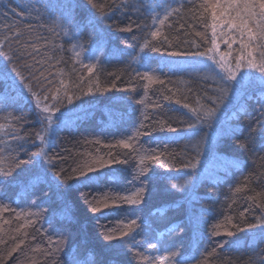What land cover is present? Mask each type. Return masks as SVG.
<instances>
[{
    "label": "trees",
    "instance_id": "1",
    "mask_svg": "<svg viewBox=\"0 0 264 264\" xmlns=\"http://www.w3.org/2000/svg\"><path fill=\"white\" fill-rule=\"evenodd\" d=\"M203 2L116 0L101 20L87 0H0V74L12 76L0 79V166L7 169L16 158L39 160L33 155L41 147L37 132L44 135L43 146L54 161L44 166L51 167L48 182L36 187L30 179L39 163L0 179V205L6 206L0 210V264H137L134 253L154 254L148 242L157 243L160 254L175 252L171 259L176 264H264V228L241 232L231 226L247 229L264 218V131L258 123L264 120V95L258 94H264V83L259 73L251 71L246 83L251 96L241 101L236 86L211 127H187L193 120L190 108L197 99L210 104L205 97L216 87L205 78L215 65L194 55L211 47V15ZM166 11L172 14L165 24L154 25L152 17L162 19ZM127 26L132 30H119ZM158 28L172 46L162 44V35L152 41L159 51L141 52L145 40L151 41L149 32ZM223 40L217 43L227 51ZM77 44L82 46L78 56ZM238 48L233 45V51ZM172 51L184 54L171 56ZM86 65H95L91 75ZM145 72L163 83H148L142 79ZM37 99L41 108L60 109L50 129ZM168 124L177 131H169ZM137 128L149 134L139 137L136 148L161 159L146 162L149 173L134 180L138 157L117 142ZM205 137L197 170L184 169ZM109 153L126 163L89 174L100 175V181L80 177L61 183L53 176L60 173L63 179L85 161L108 159ZM142 181L147 189L141 202L90 210L93 198L102 205L105 196L130 195ZM132 219L138 227L130 233L134 239L124 238L129 243L103 239ZM218 224L233 235H225L224 228L214 235ZM61 238L65 243L57 252L54 242Z\"/></svg>",
    "mask_w": 264,
    "mask_h": 264
},
{
    "label": "snow or ice",
    "instance_id": "2",
    "mask_svg": "<svg viewBox=\"0 0 264 264\" xmlns=\"http://www.w3.org/2000/svg\"><path fill=\"white\" fill-rule=\"evenodd\" d=\"M126 2L127 0H121V4ZM87 3L94 12L99 13V18L103 20L109 15L106 9L110 6H115L116 0H111V5L109 4L108 0H103V2H101V0H87ZM201 7L203 8L204 12L210 13L211 15V47L207 48L204 52L194 53V55L205 57L207 60L211 61L212 65H215V69H209L211 75H207L205 78L213 80L216 84V87L213 89L212 94H209L205 97L207 101H210V104H202L201 101L197 99L196 107L190 108L193 116V120L187 125L188 129L190 130H195L205 123H208L209 127L212 126L211 121L217 118L218 112L220 111L221 107L231 98V94L235 90L236 86L247 79L245 73L248 71L259 73L260 77L262 78L261 82L264 83V0H204ZM171 14V12L166 11L162 19L158 18L157 16H153V24L155 25L158 22L161 26H163ZM119 30L127 32L131 31L132 29L130 26H127L120 28ZM218 30H220V37H225L223 42L228 46L227 51L221 52L220 46L216 42ZM17 35H19V33H17ZM149 35L151 36V41L146 39L143 45L140 47V51L143 52L148 48H151L153 51H159L160 46L152 43V41H157L158 38L163 35L161 29L158 28L154 31H150ZM197 35H199V33H197ZM162 44H167L169 47L172 46L168 36L166 35H163ZM234 44H239V48L235 50V55H233ZM197 47L199 46L197 45ZM183 54L184 53H181L180 51H172L169 53L171 56H181ZM78 55L79 54H77V56ZM7 58L11 60V57ZM86 67L88 69L89 75H91L95 70V65H86ZM204 67L207 68L208 66L205 65ZM13 71L15 72V77L20 79L23 83L24 78L22 77L21 73L17 71L15 67L13 68ZM0 79L7 81L12 79V76L11 74L3 73L0 74ZM142 79L148 81V83H163V81H160L158 77L148 72L143 73ZM13 83H15V81H13ZM29 91H31L30 87ZM91 91L92 89L89 88L88 92L91 93ZM45 99H47V97H45ZM52 99L56 100L57 96L54 95ZM67 100L69 104L72 103L71 96H67ZM136 103L142 104L143 100H137ZM177 103H179V101H177ZM36 106L40 108L42 112L47 113L44 119L47 121L48 129L52 128L53 117L55 116L56 112L60 111L59 107H55L54 111L53 107L48 105H45L41 108L39 99H37ZM184 107L189 108L190 106L188 104H184ZM261 115L264 116V111L261 112ZM258 123L261 130L264 131V120H261ZM143 127L144 125L141 123L140 128ZM164 127L165 123L160 122V129L163 130ZM167 127L169 131H177V129L172 127L171 124H168ZM140 128H137L136 131L127 138H123L117 142L119 147L130 150L138 157L139 171L134 174V180L144 177L149 173L150 169L146 166V162L155 163L159 162L161 159L159 154L147 151L142 152L139 148H136L135 145L139 137L149 134L147 132H141ZM48 129H45V132H47ZM0 130H2V126H0ZM194 135H198V133L194 132ZM232 135L236 139H239V137H236L235 129L232 130ZM36 137L40 141L41 147L39 148V151L33 153V155L40 159L37 161H29L16 158L7 169L0 166V179L6 176H11L16 172L17 169L28 163H39L40 169L31 177L30 184L32 187H36L39 184L48 182L47 176L48 172L51 170V167L44 166H53L54 161L48 156L46 148L43 146L45 145L44 135L37 132ZM97 143H99V141H97ZM205 144H207L206 137L197 142L195 145L196 156L188 160L187 163L183 165L184 169L190 172H195L197 170L201 163L200 157L204 155ZM113 163L120 164L126 163V161L118 158L112 153H109L108 159L98 157L93 158L91 161H85L83 164L73 168L72 174L64 177L63 179H61L60 173H53V176L56 181L61 183H66L71 179H79L80 177H85L88 181H100V175L91 176L89 174L100 172L101 169L110 166ZM161 167H163V164H161ZM61 172H63V169H61ZM104 178L107 177L105 176ZM185 183H187V181H185ZM172 188L182 190L181 186L178 184H173ZM146 189L147 184L143 183L142 181L140 186H138L130 195H118L113 197L105 196L102 205L100 201H97L95 198H93V201L89 202L91 205L90 210L92 212H99L102 210V208H120L123 204L130 205L139 203L143 200V194L145 193ZM236 191L239 192L241 189L237 188ZM5 207L6 206L4 205H0V210H4ZM25 215L33 216L35 214L27 213ZM227 223L231 224V218H228ZM231 226L237 228V230L241 232L248 229L264 228V218H258L255 223L248 224L247 229L235 224H232ZM136 227H138L137 220L132 219L130 222L125 223V226L122 230L114 233L110 232L109 234L104 235L103 239L109 242L120 240L123 244H127L130 241H125L124 238L130 237V240L134 239L135 237L130 236V233L134 232ZM222 228H224L223 225H216L213 234L220 235V229ZM224 234L232 236L233 232L228 231L227 228H224ZM63 243H65V241L62 238L55 241V251H60V246ZM17 247H19V245H17ZM221 247H223V245H221ZM147 249L149 252H153L154 254L149 256L139 252L134 253L135 256L139 257L137 264H141V262H148V264H165L166 261L168 264H176V262L171 259L172 257L176 256L175 252L168 253L167 255L160 254V249L158 248L157 243L152 242H148ZM13 251H15V249H13ZM129 251H131V249H129ZM209 255H212V253ZM85 264H88V262L86 261ZM204 264H207V261H205Z\"/></svg>",
    "mask_w": 264,
    "mask_h": 264
},
{
    "label": "rangeland",
    "instance_id": "3",
    "mask_svg": "<svg viewBox=\"0 0 264 264\" xmlns=\"http://www.w3.org/2000/svg\"><path fill=\"white\" fill-rule=\"evenodd\" d=\"M161 18H163V16L161 17ZM157 24H159L158 22H157ZM222 38H224L225 39V37H222ZM219 39H220V36L217 34V41L216 42H219ZM81 45L80 44H77L76 45V47H75V51H76V53L78 54V50L79 49H81ZM228 47V46H227ZM78 49V50H77ZM220 51L221 52H223L222 51V48H220ZM236 53H235V51H233V55H235ZM251 71H248L247 73H245V75L247 76V79H245L242 83H239L238 85H237V87L239 88V89H244L245 91L244 92H241V90H240V92H239V90H237V95H238V98H241L242 100L241 101H243L244 100V98H249L250 96H251V93L253 92V91H249V89H246V83H247V81H248V78H249V76L250 75H252V73H250ZM242 86V87H241ZM255 92V91H254ZM258 94H261V95H264V94H262V93H258ZM245 96V97H244ZM244 97V98H243Z\"/></svg>",
    "mask_w": 264,
    "mask_h": 264
}]
</instances>
